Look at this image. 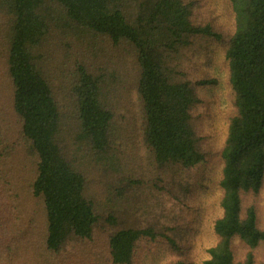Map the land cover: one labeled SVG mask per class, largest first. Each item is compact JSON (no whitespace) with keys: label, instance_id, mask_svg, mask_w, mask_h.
Wrapping results in <instances>:
<instances>
[{"label":"trees","instance_id":"trees-1","mask_svg":"<svg viewBox=\"0 0 264 264\" xmlns=\"http://www.w3.org/2000/svg\"><path fill=\"white\" fill-rule=\"evenodd\" d=\"M226 1L229 30L206 0H0V264H192L217 156L204 264H264V0Z\"/></svg>","mask_w":264,"mask_h":264},{"label":"rangeland","instance_id":"rangeland-1","mask_svg":"<svg viewBox=\"0 0 264 264\" xmlns=\"http://www.w3.org/2000/svg\"><path fill=\"white\" fill-rule=\"evenodd\" d=\"M207 12L222 30L233 26V13L226 0H206ZM208 76L215 79V84L207 88L209 111L206 117V131L212 150L222 147L226 137V114L230 110L228 67L224 53L215 47L208 64ZM221 163L218 156L211 164L207 187L200 191L201 197L194 199L193 207L198 211L196 225L193 229L190 249L192 264H204L208 258L207 248L215 243L212 230L213 220L219 215L217 206L220 191L216 184L220 174ZM205 197V200L203 198ZM203 201L204 204H203ZM200 207H199V206ZM156 259V258H155ZM157 261L162 262V257Z\"/></svg>","mask_w":264,"mask_h":264}]
</instances>
